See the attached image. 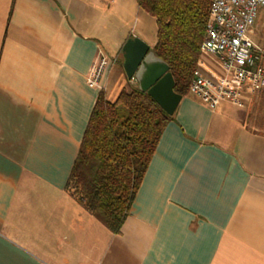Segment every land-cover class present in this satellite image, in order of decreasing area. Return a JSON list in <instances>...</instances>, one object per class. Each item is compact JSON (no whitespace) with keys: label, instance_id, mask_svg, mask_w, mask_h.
<instances>
[{"label":"crops","instance_id":"crops-1","mask_svg":"<svg viewBox=\"0 0 264 264\" xmlns=\"http://www.w3.org/2000/svg\"><path fill=\"white\" fill-rule=\"evenodd\" d=\"M147 16L135 0H0V264H264V120L246 106L181 97L116 233L65 189L98 92L134 83L114 64ZM99 54L102 89L86 82Z\"/></svg>","mask_w":264,"mask_h":264},{"label":"trees","instance_id":"trees-1","mask_svg":"<svg viewBox=\"0 0 264 264\" xmlns=\"http://www.w3.org/2000/svg\"><path fill=\"white\" fill-rule=\"evenodd\" d=\"M211 0H135L154 18L151 49L169 66L182 97L198 66ZM134 81L113 101L96 96L65 189L116 233L125 219L166 123L172 118Z\"/></svg>","mask_w":264,"mask_h":264},{"label":"built area","instance_id":"built-area-1","mask_svg":"<svg viewBox=\"0 0 264 264\" xmlns=\"http://www.w3.org/2000/svg\"><path fill=\"white\" fill-rule=\"evenodd\" d=\"M199 50L188 93L208 107L221 101L243 105L264 91V0H211ZM113 60L99 54L87 84L102 89Z\"/></svg>","mask_w":264,"mask_h":264},{"label":"water","instance_id":"water-1","mask_svg":"<svg viewBox=\"0 0 264 264\" xmlns=\"http://www.w3.org/2000/svg\"><path fill=\"white\" fill-rule=\"evenodd\" d=\"M121 52L126 77L133 79L140 91L146 92L168 115H172L182 96L173 90L174 81L167 63L135 36L125 39Z\"/></svg>","mask_w":264,"mask_h":264},{"label":"rangeland","instance_id":"rangeland-1","mask_svg":"<svg viewBox=\"0 0 264 264\" xmlns=\"http://www.w3.org/2000/svg\"><path fill=\"white\" fill-rule=\"evenodd\" d=\"M147 17L150 21V25L149 26L146 25V31H145L146 33L145 34H146L147 41H145V42H146V44H152L155 42V38H156V36H155L156 26H155L154 18L151 16H147ZM137 26H139L138 28H140L142 26V20H140V19L137 20ZM132 34H133L132 36L137 37L136 36L137 29H134ZM122 61H123V58L122 57L119 58V60H118L119 63L114 64V66L115 67H119V66L122 67ZM125 87L128 88L129 84H126ZM258 95L259 94H253V95L249 96L243 104L244 108L246 106L254 114V119H255L257 124L260 122L262 123V121L264 120V96H262V95L258 96ZM231 104H233V103H231ZM251 122H252V120H251ZM257 124H256V126H257Z\"/></svg>","mask_w":264,"mask_h":264}]
</instances>
